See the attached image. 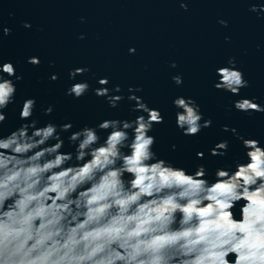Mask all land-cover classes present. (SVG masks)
I'll return each mask as SVG.
<instances>
[{
	"label": "clouds",
	"instance_id": "obj_1",
	"mask_svg": "<svg viewBox=\"0 0 264 264\" xmlns=\"http://www.w3.org/2000/svg\"><path fill=\"white\" fill-rule=\"evenodd\" d=\"M180 6L187 9L183 0ZM24 27L31 25L25 22ZM0 31L7 36L11 29ZM27 62L38 64L39 59L31 56ZM234 64L229 58V66L216 69L214 87L239 96L248 82ZM85 71L77 67L69 77ZM11 77L22 79L11 62L0 63V264H264V147L258 140L241 138L248 162L236 163L234 170L217 168L210 182L202 164L189 173L157 156L149 133L163 117L131 94L130 87L133 110L146 115L105 119L70 132L73 150L64 151L60 133L72 125L37 126L30 119L32 98L20 108L19 117L26 122L2 134L4 109L16 93ZM50 78L57 79L55 74ZM172 79L182 83L179 75ZM97 83L102 87L95 94L115 107L122 97L109 95L103 87L107 77ZM88 89L86 81L75 82L66 94L79 98ZM114 91H120L119 85ZM172 103L184 135L210 127L211 120L203 119L191 97L177 96ZM233 107L264 112L254 98L236 99ZM51 111V106L44 109ZM98 129L106 132L103 139ZM227 148L221 140L209 152L224 155ZM241 200L242 219L236 220L232 209ZM230 254L234 261L227 258Z\"/></svg>",
	"mask_w": 264,
	"mask_h": 264
},
{
	"label": "water",
	"instance_id": "obj_2",
	"mask_svg": "<svg viewBox=\"0 0 264 264\" xmlns=\"http://www.w3.org/2000/svg\"><path fill=\"white\" fill-rule=\"evenodd\" d=\"M183 2L187 9L181 8V0H0V27L11 29L7 36L0 31V63L11 62L22 77L18 81L11 77L16 93L14 103L4 109L2 134L26 122L19 112L23 101L32 98L35 108L30 119L37 126L72 125L60 133L63 150L72 151L70 132L105 119L146 115L133 110L136 102L128 99L131 87V94L163 117L149 133L155 137L153 150L159 158L189 173L202 164L210 182L216 179L217 168L234 170L236 163L248 162L241 138L256 139L264 147V112L238 111L233 101L254 98L264 106V0ZM25 22L31 27L25 28ZM130 48L135 51L129 52ZM31 56L39 63H28ZM229 58L248 82L239 96L214 87L216 69L229 66ZM77 67L87 71L70 78L69 71ZM53 74L57 79L50 78ZM176 75L182 79L179 85L172 79ZM101 77L108 79L103 87L109 95L122 97L115 107L94 92L102 87L97 83ZM80 81L89 85L84 95L66 94ZM116 85L119 92L114 91ZM177 96L191 97L203 119L211 120L210 127L184 135L175 123L178 109L172 101ZM49 106L52 111L46 114ZM98 133L101 139L106 135L99 129ZM221 140L228 142L225 154L211 155L209 150ZM197 152L203 157L198 158ZM244 203L241 200L232 209L234 219H242L239 209ZM227 258L234 261L235 254Z\"/></svg>",
	"mask_w": 264,
	"mask_h": 264
}]
</instances>
